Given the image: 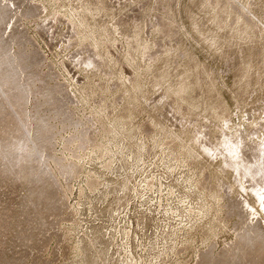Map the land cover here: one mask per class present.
Returning <instances> with one entry per match:
<instances>
[{"label": "rangeland", "instance_id": "obj_1", "mask_svg": "<svg viewBox=\"0 0 264 264\" xmlns=\"http://www.w3.org/2000/svg\"><path fill=\"white\" fill-rule=\"evenodd\" d=\"M201 263L264 264V0H0V264Z\"/></svg>", "mask_w": 264, "mask_h": 264}, {"label": "bare ground", "instance_id": "obj_2", "mask_svg": "<svg viewBox=\"0 0 264 264\" xmlns=\"http://www.w3.org/2000/svg\"><path fill=\"white\" fill-rule=\"evenodd\" d=\"M230 158V157H229ZM230 160V159H229ZM231 162V161H230ZM234 162V161H233ZM233 162H231L232 163V165L234 164ZM228 163V162H227ZM232 165H230L231 167H232ZM234 165H236V164H234ZM233 165V166H234ZM229 167V166H228ZM226 168V167H225ZM230 168V167H229ZM231 169V168H230ZM242 169V168H241ZM232 171H234V170H232ZM239 171V170H238ZM243 172H244V174H247L248 172H249V168H244L243 170H242ZM242 172V173H243ZM226 173V172H225ZM241 173V174H242ZM244 176V175H243ZM239 177V176H238ZM202 264V263H201Z\"/></svg>", "mask_w": 264, "mask_h": 264}]
</instances>
